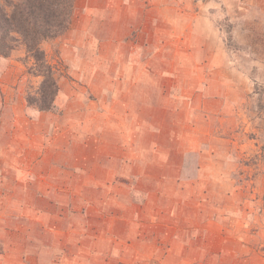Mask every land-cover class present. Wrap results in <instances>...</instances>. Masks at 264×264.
<instances>
[{"label":"rangeland","instance_id":"obj_1","mask_svg":"<svg viewBox=\"0 0 264 264\" xmlns=\"http://www.w3.org/2000/svg\"><path fill=\"white\" fill-rule=\"evenodd\" d=\"M0 56V264H264V0H75Z\"/></svg>","mask_w":264,"mask_h":264},{"label":"trees","instance_id":"obj_2","mask_svg":"<svg viewBox=\"0 0 264 264\" xmlns=\"http://www.w3.org/2000/svg\"><path fill=\"white\" fill-rule=\"evenodd\" d=\"M75 0H0V56L8 57L18 46L33 60L42 78L26 101L40 111H49L58 93L54 72L45 60L41 44L63 34L71 24Z\"/></svg>","mask_w":264,"mask_h":264}]
</instances>
